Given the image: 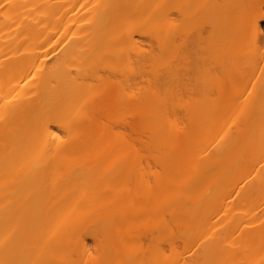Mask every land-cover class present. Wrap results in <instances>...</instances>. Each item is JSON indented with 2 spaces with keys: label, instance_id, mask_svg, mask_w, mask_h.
Wrapping results in <instances>:
<instances>
[{
  "label": "bare ground",
  "instance_id": "6f19581e",
  "mask_svg": "<svg viewBox=\"0 0 264 264\" xmlns=\"http://www.w3.org/2000/svg\"><path fill=\"white\" fill-rule=\"evenodd\" d=\"M0 264H264V0H0Z\"/></svg>",
  "mask_w": 264,
  "mask_h": 264
}]
</instances>
